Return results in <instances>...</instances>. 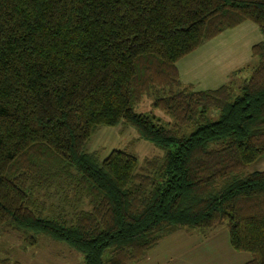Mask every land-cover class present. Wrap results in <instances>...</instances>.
<instances>
[{
	"label": "trees",
	"instance_id": "obj_1",
	"mask_svg": "<svg viewBox=\"0 0 264 264\" xmlns=\"http://www.w3.org/2000/svg\"><path fill=\"white\" fill-rule=\"evenodd\" d=\"M244 21L262 34L252 63L183 84L176 62ZM145 95L171 125L134 110ZM120 122L163 154L86 150ZM263 155L264 0H0V234L132 264L169 233L226 226L242 264H264V170L244 172Z\"/></svg>",
	"mask_w": 264,
	"mask_h": 264
},
{
	"label": "rangeland",
	"instance_id": "obj_2",
	"mask_svg": "<svg viewBox=\"0 0 264 264\" xmlns=\"http://www.w3.org/2000/svg\"><path fill=\"white\" fill-rule=\"evenodd\" d=\"M134 110L154 116L164 126L173 122L170 115L152 107L151 97L147 95L134 105ZM209 114L216 119L218 112L210 109ZM85 148L97 153L100 159L112 149H123L136 156L139 166L145 159L163 154L153 143L139 138L133 127L121 122L98 127ZM255 170H264V155L249 164L244 172ZM0 258L21 264H85L83 255L65 243L39 235L35 245H27L15 231L0 234ZM250 258L249 252L236 251L231 247L228 229L221 226L207 236L200 231L191 233L182 229L169 233L148 250L143 259L132 264H242Z\"/></svg>",
	"mask_w": 264,
	"mask_h": 264
},
{
	"label": "crops",
	"instance_id": "obj_3",
	"mask_svg": "<svg viewBox=\"0 0 264 264\" xmlns=\"http://www.w3.org/2000/svg\"><path fill=\"white\" fill-rule=\"evenodd\" d=\"M260 40L262 34L251 21L222 31L176 62L181 82L195 90L226 83L231 72L252 63L251 47ZM247 73L248 69L238 73L236 81L240 83Z\"/></svg>",
	"mask_w": 264,
	"mask_h": 264
}]
</instances>
